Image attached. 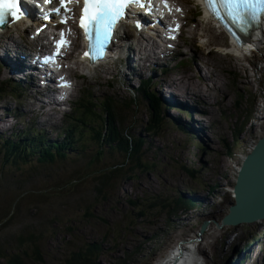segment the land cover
Masks as SVG:
<instances>
[{"label":"rangeland","instance_id":"rangeland-1","mask_svg":"<svg viewBox=\"0 0 264 264\" xmlns=\"http://www.w3.org/2000/svg\"><path fill=\"white\" fill-rule=\"evenodd\" d=\"M180 1L191 2L188 3L186 9L191 10L190 17L196 18L183 29L182 36L177 44L178 48L169 52L172 63L183 61L184 64L171 69H167L166 65L162 64L157 66L150 64L149 67L145 68L148 75H152L154 71L157 75L153 77L154 90L152 91L155 93L154 96L143 97L139 92L133 93L130 88L138 87L139 78L128 70L126 64L122 65V62L118 60L116 63H108L107 67H102L101 70L96 71L87 69L85 65L80 66L78 69L73 68V73L83 72L88 73V76L78 77V85L72 99L75 100L84 95L88 89L95 92L96 99H103L107 96L113 98L116 101L114 105H118V107L122 103V107L125 103H135L133 108L126 109L131 111V115H133L131 118L127 117V127L131 133L138 136L142 135L145 138L144 155L151 165L156 164V171H148L146 174H142L139 179L132 181L128 186L126 185L129 194L145 193L149 198L152 194L160 193L165 196H179L184 192H188V195H194L198 192L201 195L205 194V202L198 203L192 210L180 211L177 215L162 214L153 216L152 219H148V221L152 220L151 223L137 225L133 232L126 230L122 235H124L128 244L113 242L109 245L111 253L101 256L98 259V264H110L116 256L121 255L123 257L125 255L124 249L132 251L139 244L142 245L144 251L142 255L140 252L135 253L137 258L133 264H155L157 262L155 260L159 256L171 247L176 248L177 243L181 242L180 240L194 239L195 244L191 245V249L194 252L195 264H201V254L205 255L204 261L206 264H230L231 262L235 264L240 257L234 251L238 242H240V246L245 245L248 248H254L252 258L249 254L244 260V264H264V221L237 225L238 227L234 225L219 227L222 218L228 213L231 203L234 202L233 188L236 173L242 162L241 157L252 150L261 133L264 135V54L255 52L249 57L247 55L243 56L244 54L235 55L227 51L228 48H222L223 42L226 41L225 35L217 33L219 32L217 28H214L211 22L206 21L205 13L197 5V0ZM22 28V23L15 25L9 36L12 35L23 43L25 35ZM130 31L133 37L131 39L133 41L132 45L141 47L142 44L139 42L133 26H131ZM35 34L36 31L33 29L27 34V37L31 39ZM3 38L6 42L8 37L4 36ZM214 42H218L219 45L216 46ZM4 46L5 43L3 48ZM3 48H0V57L4 55ZM35 49L38 48L35 47ZM211 50L213 53L209 55ZM128 65L133 71L132 63L129 62ZM137 65L140 68V62H137ZM143 65L144 67L148 66L147 64ZM152 67L156 69L150 72ZM106 68H109L110 71L106 72ZM198 69L204 78L208 79L206 82L210 86L213 85V79L220 87L219 91H215L212 99H207V96H209L208 90L203 91L202 96L197 95L191 98V101H196L195 99L198 98L197 100H205L204 102H206L205 108L208 115H210L208 124L213 126L212 139L214 141L210 144L212 147L208 149H202L199 143L196 142L198 139L183 131L181 125L177 122V115H175L174 110L164 109L163 103L156 100L157 95H160L159 89L166 91L169 88L165 80H169L171 88L174 89L177 79L181 83L180 86H182L187 81L186 76L198 75ZM17 78V75L8 77L6 71L0 69V82L10 79V85L14 86L19 84L17 82H20ZM27 84L29 89L22 96L23 98L17 99L14 97L11 88L7 89L5 93L3 92V96H0V98L3 97L0 100V113L15 115L12 121L7 119L1 125L0 135L5 133L4 136H10L13 130L21 129L25 125L30 126L33 124L38 128H44L43 124H45L49 128L45 130L52 136H56L58 127L64 123L61 118L62 114L70 112L74 106L73 103L62 107V111L58 113L46 112L44 111L46 104L38 98L40 95L36 93L35 89L31 88L30 82ZM195 84H192L189 89L200 94L196 90ZM208 84L207 87H209ZM241 96L242 102L239 105L238 100L241 99ZM252 101L256 104V114H254V118L248 120L247 124H244L245 129L238 136L239 143L234 144L236 132L243 125L248 110L254 105ZM154 102L156 103L153 114L155 122L151 120L152 110L150 108V104ZM17 109H21V113H16ZM54 110L57 112L56 109ZM173 115L176 117H173ZM200 118L203 120V117L200 116ZM188 120H191V117ZM152 124H156L157 128L152 127ZM1 128H3L2 131ZM224 141L227 143L232 142L236 146L232 156L227 154ZM88 145H90L89 150L97 148V145L90 144V142H88ZM150 146H153V148L148 150ZM1 158H4V156L0 155ZM88 166L89 164H86L85 161L78 160L77 165H71L68 170H61L55 164L46 171L44 170L45 167L40 165L36 158L22 163L19 167H14L13 164L3 166L0 161V169L17 174L15 183L20 181V189L42 188L39 192L35 191L36 195L25 205H19L21 198H11L14 197V193L18 189L14 190L15 192L5 190L3 194L0 193L4 199L1 200V203L5 202L7 208L14 210L12 215L16 216V222L19 218H26L30 221L31 218L40 219L42 218L41 211L43 209L53 205L63 206L71 200L74 193L77 192V190H71L74 185L86 186L91 183L86 178ZM183 166L199 169L200 176L198 179H191ZM37 171L40 172L37 173ZM210 185L216 186V190L222 192L213 198H208L206 193L210 190ZM193 187L196 190L191 192ZM47 190L49 193L43 195ZM215 191L211 193L214 194ZM110 198L106 197L102 200L99 209L103 212L110 209L108 211L109 215H117L119 209L123 206L129 210H134L133 206L126 203L114 207L115 204L119 203L115 193H112ZM149 202L150 200L147 201V203ZM116 219L120 220L121 217L117 216ZM130 219L129 216H126L124 222L128 223ZM168 219L171 221L170 226L167 224ZM204 220H210L211 222L207 229L200 233ZM98 221L100 222L96 219L79 226L75 233L76 238L96 236L99 233L97 230ZM35 222L38 223L39 221L31 223ZM19 224L8 228L6 231H11L0 235V238L19 232L23 227ZM118 234L120 235V232ZM233 242L235 243L232 245ZM247 243L250 244L246 245ZM73 245V243H67L60 237L53 239L49 249L51 263H56L57 258L66 254Z\"/></svg>","mask_w":264,"mask_h":264},{"label":"trees","instance_id":"trees-1","mask_svg":"<svg viewBox=\"0 0 264 264\" xmlns=\"http://www.w3.org/2000/svg\"><path fill=\"white\" fill-rule=\"evenodd\" d=\"M151 89V81L142 79L138 89L139 94L143 97L154 96ZM156 100L159 103L162 101L159 96ZM115 102L111 97L98 100L92 92L89 93L77 103L71 113L66 115L57 136H50L43 129L38 128L19 133L15 131L14 137L0 135V155L4 156L0 161L3 166L13 164L14 167H19L22 163L36 158L46 171L55 164L61 170H68L71 165H77V161L82 160L89 164L86 178L91 182L86 186L74 185L71 190L77 192L63 206L53 205L43 209L40 219L31 218L30 221L19 218L20 224L16 222V216L12 215L14 210L7 208L4 201L1 203L4 199L0 194V235L11 231H6L10 227L23 225L19 232L0 238V264H98L101 256L111 253L110 244L115 241L118 244L122 242L128 244L122 235L126 230L133 232L137 225L151 223L152 220L148 221V219H152L153 216L177 215L181 210L195 207V201L185 198L182 194L165 196L160 193L152 194L147 198L145 193L127 192L126 185L148 171H156V164L151 165L145 158V138L131 133L127 127L128 118L133 115L126 109L133 108L135 103L128 102L129 104L125 103L123 107L122 103L118 107L114 105ZM241 102L242 96L238 100L239 105ZM252 103L254 104L253 101ZM255 105L248 110L243 125L236 132L234 144L239 143L238 136L245 129L244 124L254 118ZM150 107L151 120L155 122L153 114L156 103L150 104ZM152 127L157 128L156 124H152ZM22 136H27L28 139H22ZM88 142L97 145V148L89 150ZM224 145L227 154L232 156L236 146L232 142L225 141ZM199 146L205 148L201 142ZM152 148L153 146H150L148 150ZM183 167L191 179H198L200 176L199 169ZM16 177L17 174L1 168L0 193L3 194L5 190L15 192L14 190L18 189L11 198H21L19 205H25L36 195L35 191L39 192L42 188L20 189V181L15 183ZM195 190V187L191 188V192ZM48 193L47 190L43 195ZM112 193H115L119 200L114 207L126 203L133 206L134 210L123 206L117 215H109L110 209L105 212L100 210L102 200L106 197L110 198ZM117 216L121 219L117 220ZM126 216L131 218L128 223L124 222ZM96 219L100 220L97 223L99 233L96 236L76 238L75 233L79 226ZM34 221L39 222L31 223ZM167 224L171 225L169 219ZM59 237L74 245L66 254L57 258L56 263H51L50 245L53 239ZM248 244L250 243L246 245ZM143 251L141 244L135 246L132 251L124 249L125 255L116 256L110 264H133L137 258L135 253L140 252L142 255ZM244 260H241V264H244Z\"/></svg>","mask_w":264,"mask_h":264},{"label":"snow or ice","instance_id":"snow-or-ice-1","mask_svg":"<svg viewBox=\"0 0 264 264\" xmlns=\"http://www.w3.org/2000/svg\"><path fill=\"white\" fill-rule=\"evenodd\" d=\"M23 2L24 0H0V24L5 22L6 16H11L15 20L21 19L24 14L21 7ZM75 2L79 3L80 0H75ZM59 3L61 8L68 12L72 11L68 5L73 3V0H59ZM132 3L144 7L143 4H140V0H83L79 26L89 38L90 47H103V43L110 38L114 26L123 18L125 9ZM164 3L165 7H169L167 0H164ZM206 3L209 10L218 18L224 19L226 15L237 26H246L250 21H256L261 15H264V0H206ZM176 10L182 11V9ZM56 11H60V9L58 8ZM68 19L69 17L65 16L62 23H67ZM93 34H95L94 41ZM62 45H70L63 32L61 39L57 41L56 55H60L59 49ZM85 57H89V53L86 52ZM89 58L95 59V57ZM65 86L70 85L65 83Z\"/></svg>","mask_w":264,"mask_h":264},{"label":"bare ground","instance_id":"bare-ground-1","mask_svg":"<svg viewBox=\"0 0 264 264\" xmlns=\"http://www.w3.org/2000/svg\"><path fill=\"white\" fill-rule=\"evenodd\" d=\"M188 18H192L190 16H188ZM209 15L208 13L205 14V19L207 22H209ZM210 23V22H209ZM195 33V31H194ZM9 40L11 41V43H13V46L16 47L17 49H22L23 48V45L22 43L17 40L14 36H10L9 37ZM208 40V39H207ZM205 42V41H204ZM208 42V41H207ZM253 44H259L261 45L262 44V39L259 38V39H253ZM224 43V42H223ZM222 43V44H223ZM48 44H49V38H48V35L46 33L43 34L42 36V41L40 43V46L41 47H48ZM1 46V45H0ZM5 48V46H4ZM122 49L127 52V54L124 56V58L121 60V61H128L129 62V59L134 56V54H139L142 50H147L146 48H140V47H134L132 45V41H129V40H126L124 45H122ZM227 49V48H226ZM228 50L232 53H234L235 55L237 54H242L243 51L242 49H238L236 48L234 45H231L230 48H228ZM180 52V51H179ZM2 53V51H1ZM181 53V52H180ZM209 55H211L213 53V51H209ZM150 54H152V57H156V53L155 51H150ZM184 54V53H183ZM31 55V52L29 51L28 52V56ZM196 55V54H195ZM243 57V56H242ZM246 58V57H245ZM249 58V57H248ZM175 59V58H174ZM149 60H145L143 61V64H147L149 65ZM17 64L23 68H25V66L22 64V61H18ZM120 66V65H119ZM144 66V65H143ZM148 66L144 67V68H147ZM176 68V67H175ZM196 68V67H195ZM156 69V68H155ZM130 71L131 68H129ZM199 70V69H198ZM229 72V71H228ZM196 74V73H195ZM198 75H188L186 76L187 77V81L184 85L180 86L177 82L176 84L174 85V89H183V91L187 94L188 97L190 98H193L197 95L199 96H202L201 93H203V91H206L208 90L209 91V96H207V99H212L213 96L215 95V91L220 89L219 85L217 82H215V80L212 79L213 81V85L210 86L206 81L208 80L207 78L205 79L204 76L201 74L200 70L199 72L197 73ZM233 74V73H232ZM216 75V74H215ZM218 75V74H217ZM126 77V76H125ZM130 77V76H129ZM181 77V76H180ZM174 78V77H173ZM184 78V77H183ZM216 79V78H215ZM186 80V79H184ZM174 81V80H173ZM165 82L167 83V85L169 86V88H167L168 90H164V91H160V99L162 100L163 102V107L164 109H167L168 107V104L169 103H176L177 102V97L175 94H177L174 89H172L171 87V82L169 80H165ZM127 83V82H126ZM197 83V84H195ZM192 84H195L196 87H197V91H199L200 94H198L197 92H195V90H190L189 87H191ZM208 84L209 87H207L206 85ZM164 88V87H163ZM35 96V95H34ZM17 99H20V98H23L22 96H16ZM197 98V97H196ZM98 99V98H97ZM198 99V98H197ZM196 100V99H195ZM205 101V100H204ZM206 103V102H205ZM208 104V103H207ZM151 108V107H150ZM16 113H21V109H17L16 110ZM15 115H11L10 113L9 114H4V113H0V127H2L1 125L4 124L6 122V120H10L12 121L14 119ZM170 117V116H169ZM177 118V117H176ZM9 122V121H7ZM190 123L193 124V122L190 120L188 121ZM214 125V124H213ZM216 125V124H215ZM213 127V126H212ZM216 127V126H215ZM4 128V126H3ZM3 128H1V131L3 130ZM213 130V128H212ZM150 134V133H149ZM5 135V133H4ZM3 135V136H4ZM9 136V135H8ZM263 136V133L260 134V137ZM13 139V138H12ZM214 142V141H213ZM212 143V141H211ZM210 147H212V145H210ZM205 149V148H204ZM247 149V148H246ZM73 151V150H72ZM73 154V153H72ZM71 154V155H72ZM244 157L246 155H243ZM241 157L244 159V157ZM243 159H241V161H243ZM242 163V162H241ZM233 197H234V200H235V196H234V191H233ZM231 207V206H230ZM230 207H229V210H228V213L227 215L230 213ZM193 212V211H192ZM264 221V219H261L257 222H262ZM242 225V224H240ZM238 227V226H237ZM236 239V238H235ZM181 242H178L177 243V246L176 248L174 247H171L169 250H167L165 253H163L161 256H159V258H157L155 261H157L155 264H190V260L192 259L193 257V254H191V245L195 244L194 240H180ZM190 244V245H189ZM229 255V254H228ZM195 257V256H194ZM164 258V259H163ZM195 260V259H194ZM200 262V261H199ZM230 264H233V262H231Z\"/></svg>","mask_w":264,"mask_h":264},{"label":"water","instance_id":"water-1","mask_svg":"<svg viewBox=\"0 0 264 264\" xmlns=\"http://www.w3.org/2000/svg\"><path fill=\"white\" fill-rule=\"evenodd\" d=\"M233 191L235 200L230 205V213L224 215L219 227L253 224L264 219V135L244 157L236 173ZM210 222L204 220L200 233Z\"/></svg>","mask_w":264,"mask_h":264},{"label":"clouds","instance_id":"clouds-1","mask_svg":"<svg viewBox=\"0 0 264 264\" xmlns=\"http://www.w3.org/2000/svg\"><path fill=\"white\" fill-rule=\"evenodd\" d=\"M196 253V252H195ZM202 258H201V264H206V262L204 261V256L203 254H201Z\"/></svg>","mask_w":264,"mask_h":264}]
</instances>
